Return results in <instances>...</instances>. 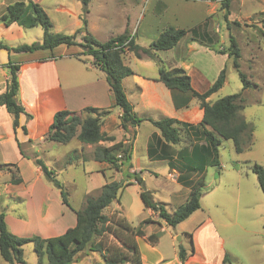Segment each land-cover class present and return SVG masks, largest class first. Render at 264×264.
Segmentation results:
<instances>
[{
	"label": "rangeland",
	"instance_id": "obj_1",
	"mask_svg": "<svg viewBox=\"0 0 264 264\" xmlns=\"http://www.w3.org/2000/svg\"><path fill=\"white\" fill-rule=\"evenodd\" d=\"M15 1L27 2L28 0H0V13L4 10L1 5L2 2L13 3ZM31 1L38 3L44 9L51 22L50 31L53 33L72 35L77 30L84 31L86 29L93 36L90 32L91 29L95 33H98L97 39L102 42L112 36L125 32L127 29L129 34L134 38L135 43L143 47H147L154 41L165 27H174L166 22L174 21V18L171 19L170 11L164 17H157V13L151 14L155 1L163 2L168 8L171 7V10L178 6H196L198 10L195 13L198 14V20L187 24L188 26H185V29L193 28L209 19L213 25H219L221 30L218 34L219 38L213 43V50L209 48L188 51L184 47L179 52L183 53L196 67L202 66L203 68L201 67V69L207 73V79L217 78L220 70L225 68L224 83L221 88L210 96L211 101H215L226 95L236 94L243 87L238 72L232 65V58L228 57L227 54L219 55L214 51L219 47L225 48L223 45L229 46L230 35L235 37L241 54L238 59L240 70L251 81V85L242 93L244 107L239 111V115L251 127V139L249 142H244L242 145L243 149L240 152L235 150L231 139H220V143L218 144L219 164L213 163L212 157L207 156L205 169L203 172H200V176L203 173L204 184L197 187L200 193V208L190 221L183 223L182 227L185 231H190L201 219L210 217L217 227V235L225 241L224 247L227 249L228 256V261L225 264H264V196L259 188L256 174L252 171L254 163L262 166L264 169V36L258 28V26L262 25L260 23L254 25V21H248L246 17L248 13L257 8L248 3L240 9L238 7L232 8L231 15L233 19L238 18L241 22L248 21L247 24L253 23L247 26L243 24L235 26L232 23H227L220 9L207 14V9L210 6L206 0H89L86 6L81 0ZM233 2L237 3L239 0H234ZM201 17H203V20H201ZM252 19L255 18L253 17ZM189 21L190 19H187L184 23H189ZM19 28L21 29V35L11 41L13 45L18 46L41 42L43 30L40 26L29 28L19 26ZM77 37L80 38L81 35L78 34ZM0 41L5 44L10 43L3 36H0ZM77 41L80 42L81 38L77 39ZM56 48H63V46ZM68 49L70 51L79 49L83 52L86 59L91 58L81 45H70ZM37 50L48 51L47 49ZM5 51V49H0V58L1 53H5ZM13 53L21 54L26 52H9V57ZM134 62H137V69L149 72L153 71V68L158 64V61L153 58L144 57L137 59L130 57L129 66L136 68ZM150 64L154 65L151 66ZM218 68L219 70H217ZM129 85L130 87L133 86L132 90H129ZM137 85L146 87L145 100H167L164 94L158 90L155 83L142 81L139 84H134L133 81L127 84L125 92L131 97L130 100H134L133 95L140 92ZM158 86L167 92V88L162 83L159 82ZM205 87L206 85H202L201 89ZM193 100V103H195V99ZM165 109L167 111L166 106L163 105V110ZM117 112L118 107L111 105L106 117L118 123ZM135 113L141 118L133 151V162L136 163L137 161L142 170L141 173L138 172V176L142 179V185L145 188L146 194L150 195L152 201L162 204L168 212L175 211L184 204L189 191L180 181H173L167 176V173L171 171L168 160L150 158L145 148L151 130L156 129L147 119L158 120L168 116H159L152 110L151 112H145L137 109ZM112 124V133L118 134V126L114 122ZM127 138H130V133H127ZM245 138L246 136H244ZM194 140L195 138H192L191 135L183 133L181 144L189 146ZM77 142L75 138L66 144L54 141L49 142L47 149L36 154V157L42 158L47 165L54 169L56 177L61 181L66 192L67 205H71L75 210L83 207L82 205H84L87 197L95 196L99 193V188H95L97 178L95 172L98 163L91 160L93 158L92 148L90 147L86 150L83 148L79 152L76 150ZM167 144L169 145V153L177 151L178 157L174 163L185 165L189 169L188 173L193 175L199 173L197 162L190 161L189 164L184 162L180 155H178L180 148L183 146L180 147L179 144ZM171 148L174 150H171ZM189 151L187 152L189 153ZM105 165L104 163L103 166ZM179 169L176 167V171H179ZM6 171V167L0 164V182L9 177L5 173ZM12 171L15 176L18 175V171L15 168H12ZM121 172L122 175H126L132 172V169L124 164ZM91 174L93 175L91 176ZM105 175L108 176L109 171L106 170ZM42 179L46 182L43 176ZM194 184L195 181L191 182L189 189ZM54 188L57 189L56 187ZM134 197L132 188L121 191V202L132 200ZM115 203V201L112 202V205ZM23 204L22 201L6 200L3 197L0 200V207L3 209V213L11 216L21 217L24 215L25 209ZM103 211L108 213V216L113 214L112 218L114 220L117 218V211L111 212L112 214L109 213V209L107 208ZM176 230L179 237H175L172 240L173 244L176 247L181 245L191 251L192 245L194 246V239L188 238L186 233L181 231L179 227ZM32 235L37 234L28 236ZM119 235L115 237L111 233H106L104 239L107 243L125 248L121 238L124 233L120 232ZM211 239L212 236L209 229L200 231L196 236V241L204 248L209 246ZM162 242L164 246L166 242L167 244L169 243L167 239H163ZM22 252L25 264H47L46 258L41 263L37 262L33 243L31 242L22 245ZM105 256H108L107 252ZM101 259L102 257L99 253L95 252L89 255L83 254L78 261H73L70 264H96ZM0 264L9 263L0 256Z\"/></svg>",
	"mask_w": 264,
	"mask_h": 264
},
{
	"label": "crops",
	"instance_id": "obj_2",
	"mask_svg": "<svg viewBox=\"0 0 264 264\" xmlns=\"http://www.w3.org/2000/svg\"><path fill=\"white\" fill-rule=\"evenodd\" d=\"M218 1H220V3H218ZM233 1L234 0H229L228 19L230 23L237 22L238 24H234L235 26H241L242 24L246 26L252 25L253 23L247 24V22L251 20L255 22L260 13H262L261 17L264 18V0H239L237 3H234ZM206 2L210 6L207 9V14L215 12L216 9H220L224 17V10L220 8L221 0H206ZM246 3L257 8L253 9V11L246 15L248 21L241 22L238 18L233 19V16L231 15L232 8L238 7V9H240L245 6ZM8 4L10 3L2 2L1 5L4 8L2 13L5 11V7ZM197 10L198 8L196 6L189 5H186L185 7H174L171 10V7L168 8L163 2L155 1L151 14L157 13V17H164V15H167L168 11H170L172 16L171 19L174 18V21L166 22L173 25L175 28L185 29V26H188L187 24L198 20V14L195 13ZM2 13H0V16ZM253 17L255 19H252ZM202 18L203 17H201V20H203ZM187 19H190L189 23H184ZM19 26L20 25L17 23H12L6 26L0 21V36L9 40L8 42L10 43H7L8 46H15L11 43V41L21 35V29ZM192 29V32H187L188 35L186 34L185 38L182 37L183 39L181 38L172 48L153 51L156 57L142 55L138 58L132 51H128L127 49H125L123 56V63L133 71L132 74L122 79L124 92L127 89V84L131 83V81H133L134 84H139L141 81L146 83L153 82L157 85L158 90L164 94L165 99H167L145 100V92L147 90L146 87L144 88L141 85H137L140 92L139 94L133 95L134 100H130L131 97L125 92L127 100L132 105L133 111L135 112L137 109H140L145 112H151L152 110L159 116H168L177 119L179 123L176 126L179 129L180 137L177 144H179L180 147L183 146L181 144V137L183 133L191 135L192 138L194 137L196 139L194 130L184 127L182 123L196 125L200 122L202 117V100L198 97H191L185 105L175 107V92L167 88L157 79L159 64L155 67L153 66L154 68L151 72L142 71L137 69V62H134L136 68L130 67L129 59L130 57H135L137 59L147 57L153 58L156 61L161 60L162 63L169 69L182 67L190 76L192 88L199 93H203L211 86L216 77L207 79V73L201 69L202 66L196 67L187 59V57H185V55H183V53H180L179 51L184 47L188 51L199 49L205 50L209 48L213 50V43L218 40V34L221 30L218 24L213 25L212 21L209 19H206V21H203L199 25L187 30ZM90 32L93 36H95L94 38L98 40V33H95V31H92L91 29ZM130 37L132 36L130 35ZM77 39L79 40L80 38L77 37ZM133 41L135 43L134 38ZM60 46H63V48L55 47L48 51L35 50L33 52L21 54L13 53L10 57L7 50V52L5 51V53H1L0 92L4 90L5 80L7 78L6 64L9 61L19 63V70L17 72L19 82L17 100L24 107L25 112L31 115L30 118H27L24 113H21L18 118L19 126L13 129L9 114L6 112L4 106H0V164H14L10 166L12 168H17L18 175L21 178L20 183L12 184L9 182L10 172H5L9 175V177L0 182V200L3 197L6 200L22 201L24 203L23 206L25 213L22 215L24 217L4 214V219L9 230L18 236L37 234L42 238H48L60 235L64 233L66 229L73 227L76 224V210L72 208L71 205L63 203L59 196V190L55 189L47 181L45 182L42 179L43 175L39 167H33V158L36 154L47 149L49 142H53L45 139L44 136L48 131L54 113L59 110L80 112L86 107H95L99 109L110 108L113 103L105 73L101 69L93 66L91 58L86 59L83 52L79 49L70 51V49H68L70 46ZM223 46H225V48L219 47L217 49L225 50L228 48L226 45ZM215 53L219 55L223 54L217 51H215ZM150 65L152 66L154 64ZM217 70H219V68ZM212 80L214 81L212 82ZM159 82L167 88V92L158 86ZM202 85H206V87L201 89ZM128 87L129 90H132L133 88V86L130 87V85ZM179 96L182 97V94ZM210 96L206 99V101L213 102L210 100ZM193 99H195V103H193ZM163 105L166 106L167 111L166 109L163 110ZM120 113L121 111L118 108V118ZM88 115V113L82 112V117H86ZM106 116L102 118L101 131L108 135H113L115 137L114 141H100L97 144H86L75 138L78 141L76 146L77 151L81 152L83 148L86 150L91 147L92 151H90L92 152L93 157V149L97 145L110 146L118 141L128 142L127 133L119 126V121L117 123L113 119L107 118ZM113 122L116 126H118V134L112 133L111 131L113 128L111 126L113 125ZM23 125L26 128L25 132L22 130ZM138 126L139 124L131 128V130L133 129L135 131V135L132 140V152L129 166L131 167L132 172L137 174L142 171L141 166L137 163V161L136 163L133 162V151L135 149ZM155 128L156 129L151 130L146 141V151L148 152L150 147L154 152V155L149 157L168 160L171 171L167 173V176L171 180L177 182L179 181L178 176L181 175L183 179L180 183L188 191H190L187 182L191 184V182L203 177V173L200 176V173H195L193 175L191 173L181 171L182 164L174 163L177 161V151L175 150L172 151V153H169V145L162 139L159 129L157 127ZM195 142H198L199 144L204 143V141L201 142V140H194L192 143ZM18 143H20V148ZM191 144L189 146H183L180 150L184 147H188L184 149L189 151ZM171 150L174 149L171 148ZM91 160L98 163L95 172V176L97 177L96 189L112 180H122L124 183H127L124 189H133L135 197L132 200L121 202L120 195L119 200L115 201L116 203L114 205H112L111 202L106 208L109 209V213L117 211L118 214L123 216L132 227L140 226L142 229L143 235L134 236L142 263L225 264L224 256L227 254V249L224 247L225 241L222 237L217 235V227L210 217L201 219L190 229V231H185L182 227L183 223L190 221V219L196 215L197 209L175 227H170L164 220L158 217L157 211L144 206L140 197L142 187L136 182L132 172L122 175L121 171H114L107 166V163L103 166L104 162L95 161L93 158ZM176 167L180 168L179 171H176ZM106 170L109 171L108 176L105 175ZM92 175L93 174H91V176ZM128 175L130 176L128 177ZM2 210L3 209L0 207V211ZM104 213L108 215V213ZM144 220H147V222L141 224ZM178 227L181 231L186 233L188 238L194 239V246L192 245L191 251L184 247L187 254L185 261H181L179 259V246L176 247L172 241L175 237H179L176 230ZM205 229H209L212 236L210 243L208 241L209 246L206 248L201 247L196 241L198 233ZM152 233H159L157 240L153 243L147 239L148 235ZM163 239H167V241H169L168 244L166 242L165 246L162 242Z\"/></svg>",
	"mask_w": 264,
	"mask_h": 264
},
{
	"label": "trees",
	"instance_id": "obj_3",
	"mask_svg": "<svg viewBox=\"0 0 264 264\" xmlns=\"http://www.w3.org/2000/svg\"><path fill=\"white\" fill-rule=\"evenodd\" d=\"M81 1L86 6L89 0ZM228 6L229 0H221L220 8L224 10V19L229 24ZM261 15L262 13L259 14L254 25L256 23L262 25L258 26V28L264 36V18ZM0 21L6 26L17 23L23 28L40 26L43 30L41 42L8 46L0 41V48L7 50L8 53L33 52L37 49L52 50L60 45L70 46L75 44L81 45L85 49V52L91 57L92 65L105 73L112 95V106L118 107L121 111L119 126L126 133H130V138H127L128 142L118 141L110 146H95L93 149V159L98 162L107 163L111 169L118 172L121 171L124 164L130 166L132 140L135 135V131L131 130V128L139 124L141 118L133 111L132 105L127 100L122 86V79L133 73L123 63L125 49L132 51L138 58L142 55L156 57L153 51L172 48L187 32H192L193 29L187 30L172 26L165 27L159 36L147 47L135 44L127 31L100 42L86 29L84 31L77 30L72 35L51 32V22L48 15L38 3L31 0L27 2L15 1L8 4L0 16ZM232 23L238 24L237 22ZM78 34L81 35L80 42L76 39ZM229 40L230 45L227 49H215V51L227 54L228 57L232 58V65L237 70L243 87L240 92L223 96L213 102L206 101V99L222 87L225 80V68L221 69L215 81L206 91L199 93L192 88L190 76L184 68L174 67L169 69L161 60H157L159 64L157 79L175 92V107L185 105L191 97H198L202 100L200 123L196 125L182 124L184 127L194 130L196 141L200 139L204 143H192L189 153L184 148L179 152L184 162H197L199 173L205 169L207 156L212 157L213 163L219 164L218 144L221 138L231 139L237 152L243 149L242 145L244 142H249L251 139V127L239 115V111L244 107L242 93L251 85V81L240 70L238 59L241 54L235 37L230 35ZM123 43H125L123 47H117ZM6 68L7 78L4 90L0 92V106H4L11 118L12 127L15 129L19 126L18 118L21 113H24L27 118H30L31 115L25 112L24 107L17 100L19 90L17 72L19 70V63L9 61L6 64ZM180 94H182V97L179 96ZM109 110L110 108L99 109L95 107H86L80 112L59 110L54 113L44 138L61 144H66L73 138L86 144H97L100 141H114L115 137L113 135H108L101 131L102 118L109 113ZM82 112H86L89 115L82 117ZM147 120L159 129L161 137L166 143L177 144L179 142V129L176 126L179 121L177 119L164 117L158 120L151 118ZM22 130L26 131L24 125L22 126ZM244 136H246L245 139ZM18 146L20 148V143H18ZM20 151L23 154L21 149ZM148 153L151 157L154 155L150 147ZM33 163L40 168L46 181L59 190L62 202L68 204L63 184L56 177L54 169L47 166L43 159L36 156L33 158ZM1 165L6 167V170L10 172V183L17 184L21 182L20 176H15L10 166L14 164ZM15 169L17 170L16 167ZM181 171L188 173L189 169L185 165H182ZM252 171L256 174L259 188L264 196V169L262 166L254 163ZM133 175L136 182L142 187L140 197L144 206L157 211L158 217L164 220L170 227H175L200 208V193L197 187L204 184L203 177L195 181V184L188 192L184 204L177 210L168 212L162 204L152 201L150 195L146 194L145 188L142 185V179L138 174L133 172ZM182 179L181 175L178 176L179 181H182ZM126 184L122 180L106 182L99 188L97 195L87 197L84 206L76 210V224L73 227H69L60 235L48 238H42L39 235L22 237L13 234L5 222L4 213L0 211V256L9 264H25L22 245L31 242L33 243L38 263H41L46 258L47 264H70L73 261H78L83 254L89 255L90 253L97 252L103 260L101 259L96 264H144L141 262L140 253L134 239L135 235H143L140 226L132 227L118 213L117 218L114 220L112 218L113 214L108 216L103 211L111 202L119 200L121 191ZM187 184L189 185L190 183L187 182ZM145 222L147 220H144L141 224ZM120 232L124 233L121 238L125 248L107 243L104 239L106 233H111L113 236L118 237L120 236ZM158 236L159 233H152L148 235L147 239L153 243L157 240ZM106 252L108 256H105ZM178 257L181 261H185L187 258L186 250L181 245L178 248ZM226 261H228L227 254L224 256V262Z\"/></svg>",
	"mask_w": 264,
	"mask_h": 264
},
{
	"label": "built area",
	"instance_id": "obj_4",
	"mask_svg": "<svg viewBox=\"0 0 264 264\" xmlns=\"http://www.w3.org/2000/svg\"><path fill=\"white\" fill-rule=\"evenodd\" d=\"M126 43V42H125ZM125 43L118 45L117 47H123L125 45Z\"/></svg>",
	"mask_w": 264,
	"mask_h": 264
}]
</instances>
